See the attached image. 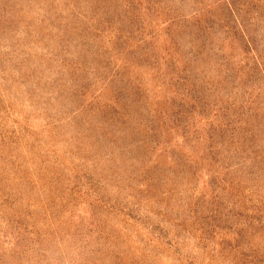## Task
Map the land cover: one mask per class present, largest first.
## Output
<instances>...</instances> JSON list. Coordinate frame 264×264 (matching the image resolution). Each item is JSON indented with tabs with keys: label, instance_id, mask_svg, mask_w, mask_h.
<instances>
[{
	"label": "rangeland",
	"instance_id": "1",
	"mask_svg": "<svg viewBox=\"0 0 264 264\" xmlns=\"http://www.w3.org/2000/svg\"><path fill=\"white\" fill-rule=\"evenodd\" d=\"M0 264H264V0H0Z\"/></svg>",
	"mask_w": 264,
	"mask_h": 264
}]
</instances>
